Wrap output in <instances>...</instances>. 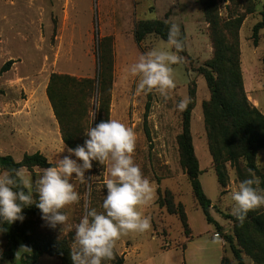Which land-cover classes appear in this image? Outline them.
Here are the masks:
<instances>
[{"label": "rangeland", "instance_id": "374dc122", "mask_svg": "<svg viewBox=\"0 0 264 264\" xmlns=\"http://www.w3.org/2000/svg\"><path fill=\"white\" fill-rule=\"evenodd\" d=\"M263 4L264 0H218L219 13L224 17L243 14L253 8L251 14H246L240 29L241 62L247 97L262 113L264 30L260 31L258 44L254 43L252 36L254 26L261 21ZM156 19L179 24L182 35L186 36L187 55L179 53L184 61L173 66L177 69V88L167 101L155 93L136 95L137 78L127 72L128 66L141 54L164 46L165 40L156 35L148 36L140 45L135 41L136 24L141 20ZM0 32L3 33H0V46L7 48L3 59V49L0 52V69L10 60L14 62L0 77V104H27L38 100L37 109L41 114L42 99L52 74L96 79L101 71V44L104 43V49L110 53L106 86L109 118L118 119L135 130L134 160L155 189L154 202L143 209L151 220V230L125 236L117 244V254L124 258L125 264H220L223 255L237 264L230 245L225 241L226 236H232L238 245L235 235L238 219L231 214L230 193L250 176L246 172L238 174L228 163L229 180L222 188L212 167L202 107L203 102L210 99V92L198 69L212 58L213 47L209 23L199 0H0ZM190 86L197 92L192 130L203 172L200 181L213 203L211 216L219 227L207 223L181 165L178 136L182 131V112L175 105L183 96L189 97ZM83 98L90 104L89 123L92 125L97 117L94 104L99 102V95L95 93V97L90 98L87 93ZM148 102L151 109L146 128L144 116ZM92 111L96 113L93 121ZM7 125L12 126L10 121ZM3 145L5 151L0 152L2 155H12L16 161L23 159V153L17 152V147ZM64 155L68 153L61 152L55 160ZM257 162L259 170L264 173V151L259 153ZM27 172L35 177L41 169ZM91 176L93 179L89 182L73 181L81 201L63 210L69 217L67 223L53 228L42 216L34 217L39 232L55 239L66 238L73 245L75 225L87 208L102 211L107 167L100 165L96 172H85L86 179ZM260 187L264 189L262 183ZM159 188L162 195L170 190L176 203L185 205L193 230L191 241H188L178 216L169 214L157 204ZM254 211L264 213V206ZM213 236H218L215 244L210 242ZM1 239L0 253L7 248L6 241ZM185 244L187 248L183 250ZM243 257L246 264H257L244 250ZM38 264L61 262L56 257L44 255ZM104 264L114 263L111 260Z\"/></svg>", "mask_w": 264, "mask_h": 264}, {"label": "trees", "instance_id": "16d2710c", "mask_svg": "<svg viewBox=\"0 0 264 264\" xmlns=\"http://www.w3.org/2000/svg\"><path fill=\"white\" fill-rule=\"evenodd\" d=\"M199 1L209 23L213 47L212 58L198 69L210 92V99L204 101L202 107L212 167L222 188L227 186L229 180L228 163L238 174L242 175L246 172L250 176L254 172L262 179L261 183L264 187V173L259 170L257 162L259 153L264 151V113L253 106L247 97L240 49V29L246 14H251L253 8H249L243 14L224 17L219 13L218 0ZM260 15L261 21L253 28L252 37L255 44L259 42L260 31L264 30V4ZM170 26L171 23L167 20H141L136 24L135 41L140 45L150 35H156L166 41ZM182 38L186 40L185 34ZM106 50L104 43L101 44V71L96 79H79L58 73L51 75L47 96L59 123L63 142L67 147L75 148L77 145H82L87 138L84 136L86 129L109 119L106 86L111 56ZM181 54L187 55L186 47ZM12 64L13 61L7 62L1 68L0 74L8 71ZM87 93L90 98H94L95 93L99 95L100 108L92 125L89 123L90 104L83 98ZM196 95V88L190 86L191 103L182 112V131L178 136L181 165L186 171L194 198L201 207L207 223L219 227L218 222L211 216L213 203L206 195L200 181L203 172L196 153L192 130ZM150 109L151 104L148 102L144 116L146 128ZM147 134L150 137L148 129ZM49 166V160L40 152L25 154L21 161H16L12 155L0 153V171L23 167L29 172H34L36 168L42 170ZM99 166L100 164L94 161L91 171L96 172ZM105 191L107 194L106 188ZM158 194L159 207L165 208L171 215L178 216L188 241H191L193 231L185 205L177 204L170 190H166L162 195L159 188ZM34 198L38 200L37 197ZM22 215L23 221L17 220L11 224L0 221V238L5 240L7 245L6 250L0 253L1 264L17 263L16 252L21 245H27L32 251L31 254L22 253L19 264H38L44 255L58 258L61 264H73L70 256L72 247L70 240L55 239L39 232L34 217H41L42 213L35 204L24 207ZM235 235L238 245L235 244L232 236H226L225 241L230 245L237 264H246L243 250L257 264H264V213L249 211L242 223L239 220L235 223ZM186 248V244L182 246L183 250ZM112 263L125 264L124 258L118 256L116 249ZM220 264H234V261L223 255Z\"/></svg>", "mask_w": 264, "mask_h": 264}, {"label": "clouds", "instance_id": "9594fccd", "mask_svg": "<svg viewBox=\"0 0 264 264\" xmlns=\"http://www.w3.org/2000/svg\"><path fill=\"white\" fill-rule=\"evenodd\" d=\"M184 50L181 27L172 23L164 46L148 50L128 66V74L137 78L136 95L155 93L165 101L171 99L177 88V69L173 66L183 63L184 57L179 53ZM190 103L191 98L183 96L175 107L183 112ZM94 106L98 111L99 102ZM95 114L92 111V121ZM84 136L87 138L82 145L75 148L64 145L60 153L66 149L68 155L50 161V166L35 177L23 167L0 171V221L8 224L23 221V208L35 204L49 226L65 225L69 217L63 210L81 201L73 181H91L93 176L86 179L85 172L96 161L107 167L108 177L104 181L107 194L102 211L87 208L75 225L70 256L73 264H104L115 259V249L123 237L151 230V220L143 209L154 202L155 189L134 160L137 134L132 127L109 118L86 129ZM260 184V178L252 172L230 193L231 214L241 223L249 211L264 206V189ZM210 242L217 243L218 236H213ZM31 251L27 245H21L16 259Z\"/></svg>", "mask_w": 264, "mask_h": 264}, {"label": "crops", "instance_id": "0c3cea01", "mask_svg": "<svg viewBox=\"0 0 264 264\" xmlns=\"http://www.w3.org/2000/svg\"><path fill=\"white\" fill-rule=\"evenodd\" d=\"M0 49V52L2 49L4 51L3 59L6 57L5 50L7 48L1 45ZM2 74H0V77ZM44 93L43 101L41 100L43 102L42 114L37 109L38 100L27 104H8L6 102L0 104V152L5 151L3 143H7L17 147L15 149L17 152H22L23 157L25 154L40 152L47 159L55 160L60 155L65 143L47 92ZM9 114L11 116H8ZM8 121H10L11 127L7 125ZM66 152L65 149L63 153ZM221 249L224 251L223 243Z\"/></svg>", "mask_w": 264, "mask_h": 264}, {"label": "water", "instance_id": "95a60500", "mask_svg": "<svg viewBox=\"0 0 264 264\" xmlns=\"http://www.w3.org/2000/svg\"><path fill=\"white\" fill-rule=\"evenodd\" d=\"M1 264V263H0Z\"/></svg>", "mask_w": 264, "mask_h": 264}]
</instances>
